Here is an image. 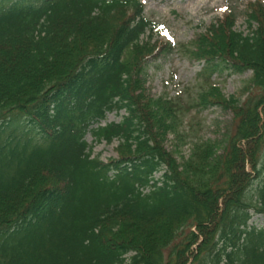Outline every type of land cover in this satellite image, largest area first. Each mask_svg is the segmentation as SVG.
Instances as JSON below:
<instances>
[{
	"label": "trees",
	"instance_id": "trees-1",
	"mask_svg": "<svg viewBox=\"0 0 264 264\" xmlns=\"http://www.w3.org/2000/svg\"><path fill=\"white\" fill-rule=\"evenodd\" d=\"M143 11L0 0V264H264V227L248 225L264 216V4L246 33L228 12L183 47L202 65L186 110L233 115L220 139L191 143L183 108L145 89L147 59L173 47L151 43ZM224 70L250 72L238 95L211 79ZM87 135L118 158H93Z\"/></svg>",
	"mask_w": 264,
	"mask_h": 264
},
{
	"label": "rangeland",
	"instance_id": "rangeland-1",
	"mask_svg": "<svg viewBox=\"0 0 264 264\" xmlns=\"http://www.w3.org/2000/svg\"><path fill=\"white\" fill-rule=\"evenodd\" d=\"M255 1L264 4V0H139L144 7V17L157 26L151 43L156 47L166 43L173 47L172 52L165 56L154 53L147 59L143 78L145 89L150 98L165 97L183 108L181 130L189 137L187 143L196 140L193 139L195 136L201 140L220 139L230 127L233 115L231 111L223 112L219 109H208L200 113L195 109L186 110L202 87L201 79H197L202 65L189 59L183 53V47L204 33L210 25L222 20L228 12L234 15L233 29L246 33L245 12ZM79 43L78 40L77 45ZM249 77L250 72L235 74L224 70L213 74L211 79L226 97L238 95ZM243 100L244 97L241 98ZM123 114L109 113L101 125L118 123ZM85 140L92 147V157L98 158L101 163L118 158L117 142L109 145L104 142L94 143L90 135ZM176 143L172 136H167L163 145L167 151H173ZM189 148V144L181 147L184 157H187ZM249 226L262 228L264 217L253 215Z\"/></svg>",
	"mask_w": 264,
	"mask_h": 264
}]
</instances>
